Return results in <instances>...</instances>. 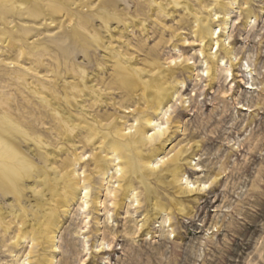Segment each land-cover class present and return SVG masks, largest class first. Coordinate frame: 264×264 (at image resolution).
<instances>
[{
  "label": "rangeland",
  "instance_id": "obj_1",
  "mask_svg": "<svg viewBox=\"0 0 264 264\" xmlns=\"http://www.w3.org/2000/svg\"><path fill=\"white\" fill-rule=\"evenodd\" d=\"M48 1L0 20V121L77 185L53 240L0 190V264H264V0Z\"/></svg>",
  "mask_w": 264,
  "mask_h": 264
},
{
  "label": "bare ground",
  "instance_id": "obj_2",
  "mask_svg": "<svg viewBox=\"0 0 264 264\" xmlns=\"http://www.w3.org/2000/svg\"><path fill=\"white\" fill-rule=\"evenodd\" d=\"M72 3L73 2H70L69 0H49L47 8L48 12L46 14L53 15L55 12L62 11L66 6H69ZM114 3H116V0L108 1V5ZM83 7H85V4H83L81 8ZM25 9H27L29 17H37L42 12V5L40 3V0H0V20L8 23L7 18L11 15L14 16L16 10L23 12V10ZM64 22H66V26L69 25V23L71 22V18L66 17V20ZM0 37H2L3 41H6V38H8L9 36H5L3 33H0ZM17 39L21 38L18 37ZM11 40H14V38H8V44L10 42L13 43ZM96 41L97 39L93 37L92 42L95 43ZM149 84L151 86L159 88L162 85L161 78H152L149 80ZM1 104L4 108L10 106V104L6 103V101H1ZM52 104H55V102H53ZM60 111L64 115L65 120L68 121L73 118L71 116V113L68 110L66 111L63 107H60ZM7 118L8 115L5 114L3 117H1L0 121V190L2 194L5 195L11 193L18 199L24 196L25 190L31 189L30 192H34V194L36 195L35 201L38 208L37 210L39 212L37 218L38 220L40 217V220L43 219V221L41 222L38 221L40 224L38 227H36V231L38 232V235H40V237H46L53 232L50 229L56 226L57 221L55 210L49 206L45 207L47 205L44 201H42V197L47 194L51 196H58L60 200L59 202L61 204L65 199L61 197V193L59 192L60 185L57 184L58 182L56 180L59 181L63 179L60 176H57L54 168L48 167L45 155L40 154L38 156V162L36 163L32 157L26 158L27 156L23 154L20 149V144L12 137V135H15V137L20 138L23 136V134L14 127H5ZM8 123H11L10 119L8 120ZM135 134H138L136 143H140L145 139L152 137V135H150L147 138L146 131L143 130L136 131ZM26 153L31 154V156L35 158V152L33 151V149L27 148ZM44 168H49L52 171L50 179L56 183L54 184V186H51L49 184V174H46V172H44ZM29 177L33 179H35V177H42L40 180L33 181V185H35V187L39 185L41 186L40 190L36 191L34 190V187L29 188L24 186L23 179ZM181 180V178L176 177L173 179L174 182H180ZM63 184L66 190L69 191L68 193L75 194L74 190L77 184L74 181H71L69 179L63 180ZM84 195H86V193H84ZM7 205L10 206V208H8V206L6 207L9 209V211H12V213H19L18 215H15L16 217L20 215L24 217L23 211H21L19 208L13 207V204L11 202H8ZM2 206L4 205H0V216L2 213ZM43 224L45 225L44 228ZM51 235L53 240V233Z\"/></svg>",
  "mask_w": 264,
  "mask_h": 264
}]
</instances>
